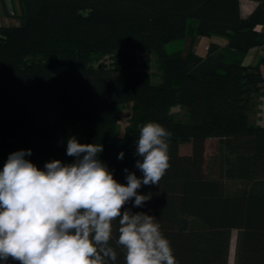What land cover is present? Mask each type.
Segmentation results:
<instances>
[{
  "label": "trees",
  "instance_id": "trees-1",
  "mask_svg": "<svg viewBox=\"0 0 264 264\" xmlns=\"http://www.w3.org/2000/svg\"><path fill=\"white\" fill-rule=\"evenodd\" d=\"M251 1L243 17L242 0H18L0 26V264H79L85 243L83 264H229L234 231L235 264H264V124L250 118L264 59L244 65L264 47V0ZM203 36L227 44L166 52ZM144 52L160 84L137 70ZM100 55L114 64L96 68ZM86 155L95 169L71 166Z\"/></svg>",
  "mask_w": 264,
  "mask_h": 264
},
{
  "label": "rangeland",
  "instance_id": "rangeland-1",
  "mask_svg": "<svg viewBox=\"0 0 264 264\" xmlns=\"http://www.w3.org/2000/svg\"><path fill=\"white\" fill-rule=\"evenodd\" d=\"M219 43L226 44L227 40L223 37L219 36H203L198 37L197 39L187 38L184 41L172 42L166 46V52L169 54L172 53H182V55H186L189 51H194L199 55H205L208 48L207 45L210 43ZM114 64V59L112 55L106 56H96L93 62V66L96 68L102 67H111ZM137 70L144 71L152 76V81L154 84L161 83V72L159 70V65L157 63L156 54L153 52H144L138 54V67ZM133 104H128L122 108V112L119 115V132L120 136L124 137L125 130L129 125L130 115L132 113ZM171 114L175 117L176 120H180L185 122L188 119V109L187 107L176 105L171 108ZM250 118L253 122L257 124H264V96H258L253 101V108L250 112ZM53 116H48V121L53 123ZM219 140L210 139L206 143V172L215 176L217 174V161L215 160L218 148H219ZM135 152L139 155H145L150 150L146 145L138 144L133 147ZM180 153L182 155H190L191 154V145L184 144L180 148ZM97 159L94 155H86L80 157L76 160L71 166L72 167H85L87 169L93 170L96 167ZM238 183H226V188L228 191H233L238 188ZM237 231L233 232L232 245L230 250V258L229 264H235V243L237 238ZM90 234V227H88L86 232V237L88 238ZM87 243L84 244L82 248V253L80 256L79 264H83L85 253L87 250Z\"/></svg>",
  "mask_w": 264,
  "mask_h": 264
},
{
  "label": "crops",
  "instance_id": "crops-1",
  "mask_svg": "<svg viewBox=\"0 0 264 264\" xmlns=\"http://www.w3.org/2000/svg\"><path fill=\"white\" fill-rule=\"evenodd\" d=\"M257 6H258L257 2H254L251 0H242L241 10H242L243 17L250 16ZM18 11H20L18 0H0V26L14 25L16 21L14 18H12V16L15 15V13H17ZM220 45L225 46L224 44H220ZM261 59H264V47L254 48L250 50L247 57L245 58L244 65L255 66L259 63ZM261 71L264 74V66L261 67ZM258 96H261V97L264 96V89L260 91Z\"/></svg>",
  "mask_w": 264,
  "mask_h": 264
}]
</instances>
